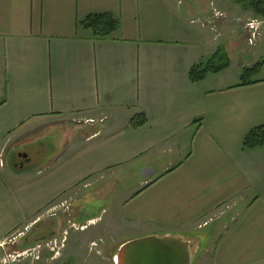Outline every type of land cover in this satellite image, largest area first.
Instances as JSON below:
<instances>
[{
	"label": "crops",
	"instance_id": "crops-1",
	"mask_svg": "<svg viewBox=\"0 0 264 264\" xmlns=\"http://www.w3.org/2000/svg\"><path fill=\"white\" fill-rule=\"evenodd\" d=\"M235 5L0 0V243L48 219L63 231L71 218L59 210L71 205L82 230L111 224L118 235L102 242L115 257L130 240L173 235L191 242L192 262L264 264V146L244 147L264 126V18ZM96 14L118 30L100 38L83 25ZM241 38L261 47L262 76L241 85L252 68L243 63L235 82H222ZM219 48L230 66L193 82L192 67ZM139 113L148 122L135 128ZM45 133L44 164L1 170L7 148ZM44 209L57 215L41 221Z\"/></svg>",
	"mask_w": 264,
	"mask_h": 264
},
{
	"label": "rangeland",
	"instance_id": "rangeland-1",
	"mask_svg": "<svg viewBox=\"0 0 264 264\" xmlns=\"http://www.w3.org/2000/svg\"><path fill=\"white\" fill-rule=\"evenodd\" d=\"M239 6H242V3ZM239 6L235 5L234 7ZM260 52L261 47H259L258 44H249L247 40L241 38L238 53L235 52L233 56L230 55L233 61V69L221 74L230 75V77L221 78V81L235 82L234 77L236 76L237 67L243 63L249 67L255 66ZM261 63L263 64L262 60ZM258 75L262 76V73L259 74L258 71L253 74V76ZM213 81H215L214 78H210L206 85L210 86L214 83ZM216 83L218 84L219 81ZM51 139V135L45 133L38 140L39 144L36 141H25L14 148L13 151L10 146L7 148L6 156L3 158L6 162V168H2L1 170L3 172H5V170L14 173L18 172V168L21 166L19 162H25L24 170H27L25 173L36 170L37 167L46 162V158L51 152V149H53ZM21 154L26 155L28 161L22 160L20 157ZM3 175L5 180L11 184L12 182L7 175ZM23 179L24 178L20 181L21 188H24L26 184H28L26 182L27 180L24 179V181ZM76 209L77 207H72L71 205L64 206L62 209L60 208L59 213L61 212L66 216L69 214L70 216L67 217L71 218V221L68 222L66 229L63 231L60 230L54 237L46 238L45 240H35L33 233L35 225L11 234L6 241L0 243V264H115V251L110 252L108 250L109 247L102 242L105 237L107 239L106 242H110L112 237L116 238L118 235L111 229L113 228L111 224H109V228H106V225H102V222H97L98 224L87 225L89 228L82 230L85 226L79 225L73 217ZM48 211L49 209L43 210V214L40 215L41 221L57 215L55 211H50L49 213ZM107 218L111 219V216L109 215ZM77 219L80 221V217ZM103 227L107 229L106 232L103 230ZM66 236L68 237L67 242H69V248L64 251L63 245H65L64 241ZM194 258L192 264H208L206 257L195 254ZM200 260L201 262H199ZM254 262L255 261H252L249 264Z\"/></svg>",
	"mask_w": 264,
	"mask_h": 264
},
{
	"label": "trees",
	"instance_id": "trees-1",
	"mask_svg": "<svg viewBox=\"0 0 264 264\" xmlns=\"http://www.w3.org/2000/svg\"><path fill=\"white\" fill-rule=\"evenodd\" d=\"M242 7L253 11L257 16L264 18V0H238ZM85 27L93 30L100 38H105L114 33L119 28V22L110 14H96L83 21ZM230 66V59L223 48H219L215 54L205 64L199 63L192 67L190 76L193 82H198L206 78L209 73H218ZM257 65L246 68L243 72L241 85H246L253 81L247 80L249 73H255ZM148 118L144 113H139L131 119L133 127L138 128L145 125ZM264 146V126L252 129L244 140V147L254 149Z\"/></svg>",
	"mask_w": 264,
	"mask_h": 264
},
{
	"label": "water",
	"instance_id": "water-1",
	"mask_svg": "<svg viewBox=\"0 0 264 264\" xmlns=\"http://www.w3.org/2000/svg\"><path fill=\"white\" fill-rule=\"evenodd\" d=\"M192 245L173 235L146 236L123 244L115 264H191Z\"/></svg>",
	"mask_w": 264,
	"mask_h": 264
},
{
	"label": "flooded vegetation",
	"instance_id": "flooded-vegetation-1",
	"mask_svg": "<svg viewBox=\"0 0 264 264\" xmlns=\"http://www.w3.org/2000/svg\"><path fill=\"white\" fill-rule=\"evenodd\" d=\"M53 223L48 219L37 223L33 228L35 240H45L46 238L54 237L58 232L54 229ZM38 231V232H37Z\"/></svg>",
	"mask_w": 264,
	"mask_h": 264
},
{
	"label": "built area",
	"instance_id": "built-area-1",
	"mask_svg": "<svg viewBox=\"0 0 264 264\" xmlns=\"http://www.w3.org/2000/svg\"><path fill=\"white\" fill-rule=\"evenodd\" d=\"M256 25H257V23L255 21H251V22L248 23V26L251 29H256L257 28ZM205 224H206V222H205Z\"/></svg>",
	"mask_w": 264,
	"mask_h": 264
}]
</instances>
